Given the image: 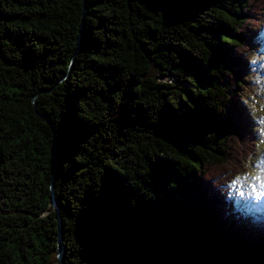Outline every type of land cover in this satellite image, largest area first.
Returning <instances> with one entry per match:
<instances>
[{"label": "trees", "instance_id": "trees-1", "mask_svg": "<svg viewBox=\"0 0 264 264\" xmlns=\"http://www.w3.org/2000/svg\"><path fill=\"white\" fill-rule=\"evenodd\" d=\"M263 19L264 0H0V264H264L217 190L255 150Z\"/></svg>", "mask_w": 264, "mask_h": 264}, {"label": "rangeland", "instance_id": "rangeland-1", "mask_svg": "<svg viewBox=\"0 0 264 264\" xmlns=\"http://www.w3.org/2000/svg\"><path fill=\"white\" fill-rule=\"evenodd\" d=\"M257 38L261 40V48L252 57V59H256V62L250 71L251 73L257 70V75L250 76L249 71L246 69L250 80L247 81V89H244L243 96L244 110L248 120L255 128L257 143L254 155L247 161V171L239 175L232 183V196L236 200V206L242 205L244 208L242 218L245 221L246 219L251 220L253 224L264 228L263 208L259 207L254 211L250 208V204L254 203L253 196L264 194V132L262 131L264 130V123H261L264 115L263 92L261 91V86L264 84V21ZM250 94H256V97L252 98ZM251 221H248V223L251 224Z\"/></svg>", "mask_w": 264, "mask_h": 264}, {"label": "water", "instance_id": "water-1", "mask_svg": "<svg viewBox=\"0 0 264 264\" xmlns=\"http://www.w3.org/2000/svg\"><path fill=\"white\" fill-rule=\"evenodd\" d=\"M54 143V142H53ZM54 149H55V144L52 145V150H51V153L54 154ZM60 258H61V252L59 251V255H58V259L60 261ZM60 264H63L61 261H60Z\"/></svg>", "mask_w": 264, "mask_h": 264}, {"label": "snow or ice", "instance_id": "snow-or-ice-1", "mask_svg": "<svg viewBox=\"0 0 264 264\" xmlns=\"http://www.w3.org/2000/svg\"><path fill=\"white\" fill-rule=\"evenodd\" d=\"M262 122H264V121H262Z\"/></svg>", "mask_w": 264, "mask_h": 264}]
</instances>
